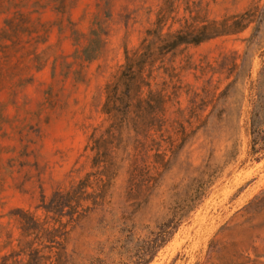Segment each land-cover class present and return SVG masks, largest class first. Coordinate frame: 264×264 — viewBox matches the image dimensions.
<instances>
[{"label": "rangeland", "instance_id": "1", "mask_svg": "<svg viewBox=\"0 0 264 264\" xmlns=\"http://www.w3.org/2000/svg\"><path fill=\"white\" fill-rule=\"evenodd\" d=\"M254 6L264 13V0H0V29L5 20L13 25L22 20L35 31L19 34L22 48L6 50V59L0 47V250L5 233L18 237L9 214L23 209L43 219L44 200L93 171L86 147L90 136L97 137L107 126L101 113L104 85L123 64L125 49L137 48L159 19L164 32L176 31ZM92 28L102 31L103 46L97 59L87 63L79 59V51ZM253 28L166 56L165 67L175 68L179 78L168 117L176 118L180 109L185 120L207 121V129L196 132L150 191L156 147L147 141L151 151L137 155L129 145V157L123 156L105 201L78 221L63 219L68 223L67 251L76 263L99 256L117 264L119 256L109 250L119 229L131 224L153 229L186 196L196 168H207L212 175L208 195L151 264H216L210 252L213 239L239 243L251 257L263 254L264 154L249 156L247 130L264 65V24L254 37ZM38 37L46 41L36 43ZM164 81L169 78L160 70L157 88ZM201 99L206 107L191 115V104H201ZM133 163L136 177L130 183ZM187 164L193 169L187 171ZM88 191L99 192L96 185ZM8 252L4 249L0 256Z\"/></svg>", "mask_w": 264, "mask_h": 264}, {"label": "trees", "instance_id": "2", "mask_svg": "<svg viewBox=\"0 0 264 264\" xmlns=\"http://www.w3.org/2000/svg\"><path fill=\"white\" fill-rule=\"evenodd\" d=\"M264 24V13L254 6L241 14L230 15L221 20H207L204 18L200 25H187L176 31H163L162 23L157 20L154 26L145 31L139 46L134 50L124 51V62L117 72L104 85V101L101 113L105 116L106 128L97 137L90 136L89 150L92 152L90 168L86 173L66 191H56L46 202H42L41 210L44 218L39 219L29 210L17 209L9 214V220L16 225L18 237L5 233L2 250L9 249L7 254L0 256V264H78L67 251L66 228L69 222L84 218L92 208L101 205L107 196L112 182L118 176L128 156L129 145L133 151L144 155L150 152L146 142L150 141L155 149L153 154L154 174L149 191L156 187L162 173L177 163L180 151L186 143L194 137L199 129H207L208 122L203 120L193 122L192 117L185 120L183 110H176V118L168 117V105L179 89L178 76L175 68L165 67L166 56L176 52L181 47L199 46L217 38L233 37L246 31L252 25L254 37ZM35 33L31 27L21 20L16 25L9 20L4 21L0 29V44L6 59V50L13 52L22 48L19 34ZM102 31L90 29L86 43L79 51V59L83 62H93L99 56L103 38ZM45 38L38 37L36 43L45 42ZM9 41L10 44H6ZM39 60L38 58H36ZM232 71L237 69L234 64ZM1 68V67H0ZM36 69L39 71L40 66ZM162 70L169 78L157 88L156 74ZM229 72L227 79L232 75ZM235 81L229 83L219 95L226 96ZM169 89L173 91L169 92ZM255 100L252 105L248 122L249 156L256 157L264 154V65L259 72L255 85ZM199 97L194 94V98ZM214 97V96H213ZM196 105L194 100L189 113L196 115L206 107L204 100ZM211 103V102H210ZM215 106H213L214 108ZM206 127V128H205ZM157 139L159 140L157 142ZM161 142L164 143L162 147ZM163 148V149H162ZM136 155H134L135 157ZM133 163L129 173V182L136 177ZM186 165V163H185ZM188 169H193L187 164ZM192 174L196 177L188 181V193L176 202L171 213L158 222L153 229L144 226L137 229L134 225H126L119 229V238L110 247L109 253L119 256L117 264H151L159 252L167 246L179 228L189 222L192 214L201 206L211 187L212 175L208 169L196 168ZM93 179V180H92ZM96 185L98 193L88 189ZM257 202V199L255 200ZM254 202V203H255ZM254 203L246 207L250 209ZM68 218V223L63 219ZM0 228L4 230L2 224ZM138 231H145V235H137ZM1 237V236H0ZM239 243L211 240L210 252L216 264H264L263 254L254 252L251 257L248 250L240 248ZM0 250V252L2 251ZM80 264H112L99 256L91 257Z\"/></svg>", "mask_w": 264, "mask_h": 264}]
</instances>
